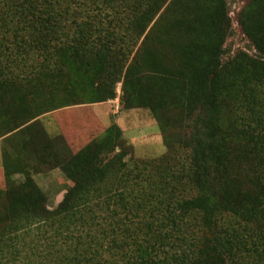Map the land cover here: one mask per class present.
I'll return each mask as SVG.
<instances>
[{
  "label": "trees",
  "instance_id": "trees-1",
  "mask_svg": "<svg viewBox=\"0 0 264 264\" xmlns=\"http://www.w3.org/2000/svg\"><path fill=\"white\" fill-rule=\"evenodd\" d=\"M237 24L250 52L227 0H0V264H264V0ZM118 86L165 154L96 122Z\"/></svg>",
  "mask_w": 264,
  "mask_h": 264
},
{
  "label": "rangeland",
  "instance_id": "rangeland-1",
  "mask_svg": "<svg viewBox=\"0 0 264 264\" xmlns=\"http://www.w3.org/2000/svg\"><path fill=\"white\" fill-rule=\"evenodd\" d=\"M248 1L249 0H227L229 16L232 21V32L227 40L226 46L231 52L240 49L250 52L248 43L237 24V14ZM116 93L117 98L114 101L105 104L87 106L92 109V113L97 118L96 122L103 127H107L112 121H114L122 129L127 141L132 142L134 157L137 159L155 158L165 154L166 148L163 145L158 126L151 114L146 110H121L118 104L120 86L117 87ZM77 108L83 109L81 107ZM45 120L44 124L49 134H55V127L53 126L51 119L48 120L46 117ZM65 130L70 135L73 134L71 128H65ZM94 135L96 134L92 129L87 131L84 136L88 140L89 136ZM34 180L46 194L49 208H55L61 201L62 196L67 189V181L63 175L58 170H51L46 173V175L36 176ZM28 254L30 255L29 252Z\"/></svg>",
  "mask_w": 264,
  "mask_h": 264
},
{
  "label": "crops",
  "instance_id": "crops-1",
  "mask_svg": "<svg viewBox=\"0 0 264 264\" xmlns=\"http://www.w3.org/2000/svg\"><path fill=\"white\" fill-rule=\"evenodd\" d=\"M1 165V164H0Z\"/></svg>",
  "mask_w": 264,
  "mask_h": 264
}]
</instances>
